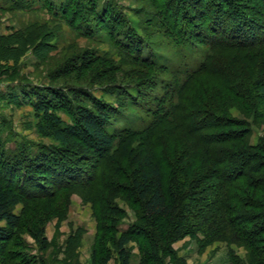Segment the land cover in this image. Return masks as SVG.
Segmentation results:
<instances>
[{
    "label": "trees",
    "instance_id": "16d2710c",
    "mask_svg": "<svg viewBox=\"0 0 264 264\" xmlns=\"http://www.w3.org/2000/svg\"><path fill=\"white\" fill-rule=\"evenodd\" d=\"M26 1L20 0L25 5L32 3ZM45 1L53 10L51 0ZM78 1L65 0L61 5L62 17L70 23L74 19L69 12L75 15ZM163 1L165 7L150 23L171 38L183 58L201 49L202 58L195 67L182 60L175 68L152 52L146 55L145 41L129 27L115 32L123 19L111 2L83 0L128 61L167 75L163 90H153L144 97L148 99L145 104L139 105L143 127L125 126L117 132L109 129L118 108L127 106L129 94L121 86L113 91L118 108L92 97L85 87L22 84L20 94L11 95L12 102L33 107L36 132L51 143H42L33 151V146L23 141L7 150L0 139V239L12 237L20 220L15 208L23 201L100 187L121 190L142 204L139 218L143 223L130 224L117 242L120 264H131L128 244L132 240L145 246L146 263L157 264L160 259L156 253L165 251L177 235L196 234L223 220L251 249L253 262L264 264V135L252 144L251 123L225 114L217 100L224 89L246 99L252 108L264 104V0ZM199 15H206L208 25L199 22ZM51 34L52 30L42 27L20 44L24 48L35 46ZM1 44L11 48L14 42ZM76 56L72 54L68 64H82ZM203 76L220 85V93L209 102L191 98L192 88ZM157 77L152 76L153 88ZM60 112L69 115L70 121ZM174 130L187 139L175 148L159 143L161 134L168 137ZM193 151L200 165L188 162ZM86 161L94 164L88 168ZM205 193L213 194L210 203L202 202ZM97 195L106 202L103 192ZM203 210L208 211L201 215ZM118 225L112 229L119 231Z\"/></svg>",
    "mask_w": 264,
    "mask_h": 264
},
{
    "label": "rangeland",
    "instance_id": "374dc122",
    "mask_svg": "<svg viewBox=\"0 0 264 264\" xmlns=\"http://www.w3.org/2000/svg\"><path fill=\"white\" fill-rule=\"evenodd\" d=\"M251 1L255 3L259 0ZM30 2V5H25L20 0H0V43L6 40L14 42L11 48L0 45V139L5 141L1 142V146L8 150L26 141L36 151L40 144L51 143L37 134L33 107L28 103L11 101V95L20 94L22 84L85 87L92 97L106 101L115 108L119 107L113 92L117 89L115 86L124 87L129 94L127 106L125 109L118 108L109 129L117 132L125 126L143 127L139 105L145 104L148 99L144 97L152 94L153 90L154 93L163 90L162 82L166 81L167 75L148 71L128 61L112 44L105 25L89 11V4L83 0L75 4V15L72 10L69 12L74 19L72 23L62 17L61 5L65 0H51L53 10L47 6L48 1ZM110 2L123 19L115 32L129 27L132 33L145 41L143 48L146 55L152 52L159 61L175 68L182 60L191 68L201 60V49L187 53L183 58L181 50L175 47L171 38L150 23L155 13L162 10V6L165 7L163 0H102V3ZM55 13H58L57 18L54 17ZM178 14L180 16L181 12ZM198 19L208 25L206 15H199ZM42 27L52 30L51 36L42 43L37 41L35 46L24 48L20 44ZM9 36L12 38H6ZM72 54L79 56L83 63L76 66L68 64L72 62ZM98 56L109 59L103 61ZM154 74L158 76L155 89L152 87ZM219 89L220 85L215 80L203 76L192 88L191 98L209 102L220 93ZM221 92L217 100L223 112L233 119L249 121L252 125L250 142L257 144L264 135V104L259 100L257 102L261 106L252 108L246 99L224 89ZM60 115L70 121L66 113L60 112ZM159 139V143L164 142L175 148L187 138L174 130L168 137L161 134ZM140 142L136 141L135 146H139ZM184 154L185 151L182 156ZM194 154L188 162L200 165ZM85 163L88 168L94 164L91 161ZM100 192L105 194L106 202L99 200L97 193ZM212 196V193H205L202 202L210 203ZM140 210L142 204L134 202L127 193L100 187L90 191L68 190L54 197L23 201L15 208L20 220L12 237L0 239V264H120L117 242L122 231L130 224L143 223L139 218ZM203 211L201 215L208 210ZM113 220L119 223V231L112 229L115 224H112ZM1 225H6V222L3 221ZM37 233H40L39 237ZM237 236L224 220L210 224L196 234L177 235L168 247L165 246V251L160 249L156 253L160 259L157 264H256L251 249ZM144 247L137 239L128 244L131 264H150L145 262Z\"/></svg>",
    "mask_w": 264,
    "mask_h": 264
}]
</instances>
